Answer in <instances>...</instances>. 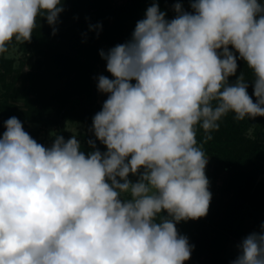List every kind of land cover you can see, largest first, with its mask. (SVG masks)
I'll list each match as a JSON object with an SVG mask.
<instances>
[{
	"label": "clouds",
	"instance_id": "1",
	"mask_svg": "<svg viewBox=\"0 0 264 264\" xmlns=\"http://www.w3.org/2000/svg\"><path fill=\"white\" fill-rule=\"evenodd\" d=\"M188 2L191 11L177 0L167 19L153 0L128 41L100 50L111 78L96 77L107 99L92 118L95 139L87 153L76 136L57 134L45 146L17 117L4 121L0 264H185L191 258L194 245L177 225L208 214L204 144L229 113L237 121L264 117V3ZM63 4L0 0V54L13 41L30 43L38 17L55 35ZM239 60L251 79L237 75ZM236 248L231 264H264V223Z\"/></svg>",
	"mask_w": 264,
	"mask_h": 264
},
{
	"label": "trees",
	"instance_id": "2",
	"mask_svg": "<svg viewBox=\"0 0 264 264\" xmlns=\"http://www.w3.org/2000/svg\"><path fill=\"white\" fill-rule=\"evenodd\" d=\"M155 2L159 4L160 10L166 12V16H169L174 12L173 4L177 0H155ZM179 2L182 3L186 11H191L188 0H179ZM261 2L264 3V0H261ZM152 3L153 0H128L125 5L117 8L113 7L108 0H95L89 4L83 2L73 3V8H71V15L75 20L73 27L74 30L79 29L77 42L70 40L68 43L61 44L60 39L53 40L52 28L47 22L43 28L37 25L32 35L35 51L46 56L48 55L46 52L51 50L53 51L52 53H56L57 51V54L60 52L67 54V62L70 61V63H73L78 68V79L72 84L73 88L71 90L66 93L63 91L56 92L55 90L53 94L48 93L51 87H53L51 80L48 81L43 77L41 83L32 82L31 86L25 89L24 93V96L28 98L27 104L29 109L27 112H20L19 108L10 102L9 96L4 95L0 105V116H15L19 120H24L23 122L54 127L57 129V134L62 135L65 140L69 138L66 130V121H81L85 124L86 128V132L82 134L84 141L88 143L89 139H95L90 131L92 118L102 108V105L99 103L96 80V68L103 61L99 52L100 50L107 51L117 44L128 41L131 38L137 21L144 18L146 9ZM62 13L59 16V23L62 25L60 27L57 26L58 24L56 25V28L58 27L56 34H62L63 32L61 31L63 30L70 31L72 27V25L70 27L65 25V22L62 21L64 19L61 17ZM109 19H115L114 24L109 27L110 29L105 27V36L97 40L96 29L90 30L89 26L102 25ZM75 43L78 45H75ZM3 60L5 59H2L1 62ZM238 64L237 75L240 72H244L246 79H251V72L246 64L242 60H239ZM10 74V70L3 74L0 73V80ZM230 80L234 81L235 77H231ZM252 91V88L249 87L248 92L250 95ZM53 103L55 107L51 108ZM41 105L44 111L48 108L50 112L54 113L53 117H51L52 113H48L46 116L42 111H39L38 108ZM45 118L50 119L46 120ZM260 118L262 117H257L254 120L245 119L244 121H237L234 119V115L229 113L221 119L219 130L213 131L211 133L212 139L204 144V151L206 155L210 156L216 172L220 173L228 169L231 173H235L249 169L254 172L263 173L264 167L261 159L264 158V135L262 136V140L251 142V144H246L244 137L245 133ZM4 130V121H0V135H2ZM203 136V131L198 130V141H202ZM96 144L100 145L101 148L105 147L99 141ZM237 148L240 149L237 150ZM81 150L87 153L91 149L87 144L81 146ZM241 189L239 190L240 193L238 192L239 196L246 192V188L243 191ZM245 196L247 197V194ZM262 207L264 208V203ZM260 213V215L264 216V209L260 210ZM200 222L201 218L198 220H188L187 222L182 221L177 225V228L179 233L187 236L189 243L194 245L192 252L202 253L209 250L215 262L219 260L222 264L225 263L220 256L221 250H218V246H216L219 242L217 238L211 239V236L206 233V241L200 244L197 242L193 243L196 234H198ZM197 256L199 255L197 254Z\"/></svg>",
	"mask_w": 264,
	"mask_h": 264
},
{
	"label": "rangeland",
	"instance_id": "3",
	"mask_svg": "<svg viewBox=\"0 0 264 264\" xmlns=\"http://www.w3.org/2000/svg\"><path fill=\"white\" fill-rule=\"evenodd\" d=\"M95 0H64V11L62 13V21L65 25L71 26L70 31L63 30L62 34H55L54 39H60V43H68L70 40L77 42V33L79 29L74 30V17H72L73 3H92ZM115 8L121 7L126 4L128 0H108ZM72 6V7H71ZM70 15V17H69ZM175 16V12L166 16L167 19H172ZM71 18V19H69ZM115 19H109L106 23L102 24L100 29H96L99 35L96 36L97 40L105 36V27L110 29L114 24ZM74 21V22H73ZM46 20L43 18L37 19V25L41 28L44 27ZM62 24L58 23V27ZM57 27V28H58ZM40 35V34H39ZM60 35V37H58ZM32 40V39H31ZM32 43V44H31ZM32 42L20 44L15 41L8 45V51L0 54V73H6L11 71L10 75H7L0 80V105L4 95L9 96L11 103L15 104L20 112H27L29 109L28 98L24 96L25 89L31 86L32 82L41 83L43 77L48 81L51 80V91L49 94L56 92H67L73 88V83L78 79V68L73 64L67 62V54L65 53H52L53 51H47V56L35 51ZM77 43H75L76 45ZM78 45V44H77ZM48 57V58H47ZM2 59H5L1 62ZM48 60V61H47ZM8 61V62H7ZM97 77L99 75H105L109 78L111 74L106 71V62L103 60L96 68ZM134 83V81H133ZM41 85V84H40ZM99 103L103 105V102L107 99V95L100 93ZM50 107V106H49ZM53 103L51 108H54ZM50 108V109H51ZM39 111L46 116L48 113H52L48 108H42V105L38 108ZM53 114L51 117H53ZM44 117V116H43ZM10 116H0V121H6ZM46 119V118H45ZM50 119V118H47ZM46 119V120H47ZM25 131H27L38 143L45 146H50L57 135V129L54 127H47L43 124L23 122ZM66 130L69 138L76 136L81 146L87 145V141H84L82 134L86 132L85 124L81 121L68 120L66 121ZM264 118L256 120V123L245 133L246 144L251 142L260 141L264 137ZM263 136V137H262ZM101 152L106 151V148H101L96 144ZM240 148H237L239 150ZM208 156V155H207ZM209 162L206 167V175L210 181L209 190L212 193V199L209 207L208 214L201 218L198 234H196L195 241L193 243L200 244L206 241V233L211 236V239L217 238L218 250L220 256L223 258V264H231V261L235 259L237 255L236 245L247 234L253 231H259L260 226L264 223V216L260 215V210L264 208V171L263 173L254 172L249 169H244L240 172L231 173L228 169L218 173L215 171L214 163L210 156ZM261 163L264 167V158L261 159ZM131 180L135 181L137 177L131 176ZM242 188V189H241ZM246 188V194L243 193L239 196L238 192ZM240 193V192H239ZM249 194V195H248ZM263 208V209H262ZM235 220H237L235 222ZM215 246V247H216ZM196 254V255H195ZM197 254L199 256H197ZM197 257V259H196ZM219 260L215 262L211 252L205 251L202 253L192 252L190 260L185 264H219Z\"/></svg>",
	"mask_w": 264,
	"mask_h": 264
}]
</instances>
